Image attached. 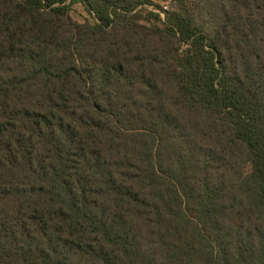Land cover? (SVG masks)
Here are the masks:
<instances>
[{
    "label": "trees",
    "instance_id": "1",
    "mask_svg": "<svg viewBox=\"0 0 264 264\" xmlns=\"http://www.w3.org/2000/svg\"><path fill=\"white\" fill-rule=\"evenodd\" d=\"M0 264H264V0H0Z\"/></svg>",
    "mask_w": 264,
    "mask_h": 264
},
{
    "label": "rangeland",
    "instance_id": "2",
    "mask_svg": "<svg viewBox=\"0 0 264 264\" xmlns=\"http://www.w3.org/2000/svg\"><path fill=\"white\" fill-rule=\"evenodd\" d=\"M154 2H156V4H159V6L162 7L163 9L164 7L169 9L172 0H154ZM69 15L74 21L79 23H83L86 20L93 22V18L86 12V10L84 9L81 3H76L72 5L70 7ZM161 17L162 18L164 17L163 13H161Z\"/></svg>",
    "mask_w": 264,
    "mask_h": 264
},
{
    "label": "built area",
    "instance_id": "3",
    "mask_svg": "<svg viewBox=\"0 0 264 264\" xmlns=\"http://www.w3.org/2000/svg\"><path fill=\"white\" fill-rule=\"evenodd\" d=\"M164 9H167L166 7H164Z\"/></svg>",
    "mask_w": 264,
    "mask_h": 264
}]
</instances>
